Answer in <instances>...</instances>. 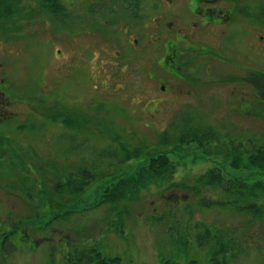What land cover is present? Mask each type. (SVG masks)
I'll return each instance as SVG.
<instances>
[{
  "label": "rangeland",
  "instance_id": "rangeland-1",
  "mask_svg": "<svg viewBox=\"0 0 264 264\" xmlns=\"http://www.w3.org/2000/svg\"><path fill=\"white\" fill-rule=\"evenodd\" d=\"M241 26L235 23L206 30L207 35L199 40L215 53L194 56V51L183 56L180 71L185 77L178 78L160 65L164 41H154L148 34L156 30L155 24L133 28L144 30L137 43L122 38L72 37L65 24H0V70L6 79L33 99L37 96L56 103L69 118L65 124L58 120L61 125L56 126L34 117L27 107H13L18 114L7 128L26 123L12 136L14 144L25 145L54 164L35 158L48 170L33 172L27 153L16 149L7 155L14 162L0 169V229L10 225L11 231L20 224L37 244L21 241V248L10 255L0 254V264H68L66 256L72 247L93 244H99L106 255L120 256L123 264H164L167 258L180 262L196 258L200 264H208L207 249L196 243L202 224L238 230L246 241L229 264H264V219L251 223L250 214L220 205L203 206L201 200L206 196L225 199L219 188L204 187L199 195L191 190L197 177L214 165L229 178L242 170L232 167L222 155L205 153L196 142L180 151L173 149L185 129L219 133L225 138L224 146H228V138L237 142L264 139V117L251 113L257 89L248 79L249 71L264 72V22H252L248 35L229 36ZM161 83L167 90H162ZM165 137L166 146L160 144ZM123 145H143L145 153L167 149L178 165L174 180L183 188L152 186L123 210L109 203L96 205L100 188L112 181L105 176L91 184L71 214L58 219L34 216L19 198L9 195L8 184L16 178L27 180L29 192L50 189V169L55 171V164L95 163L104 174H116L121 166L131 164L126 170L133 171L136 162L145 157L122 164ZM216 145L210 143L212 151L221 150ZM184 195V201L175 202L174 198ZM8 210H14L13 216ZM15 234L21 239L25 232L20 229ZM183 237L188 243L182 245ZM180 246L186 251L180 252Z\"/></svg>",
  "mask_w": 264,
  "mask_h": 264
},
{
  "label": "trees",
  "instance_id": "trees-1",
  "mask_svg": "<svg viewBox=\"0 0 264 264\" xmlns=\"http://www.w3.org/2000/svg\"><path fill=\"white\" fill-rule=\"evenodd\" d=\"M9 11L11 10L0 8L1 15H6ZM248 79L256 86L257 99L253 107H247H252V114L264 117V72L249 71ZM228 139V146H224L225 138L223 139L219 133L185 129L176 138L173 149L180 151L185 145L196 142L205 153L222 155L227 161H230L232 167L242 170V174L229 178L220 167L214 165L199 175L195 186L191 187L194 193L199 195L202 188L213 187L219 188L225 194V199L222 201L214 198L209 199L208 196L203 197L201 200L203 206L207 204L220 205L236 212L250 214L251 223L264 219V139L249 138L247 142L242 140L237 142L233 138ZM211 142H215L221 150L212 151ZM167 143L168 139L165 137L160 144L166 146ZM145 149L147 150V147L143 145L131 148L126 145L122 146L121 159L119 160L122 164L130 163L143 155L145 158L136 162L137 168L130 172H127L126 169L132 166L131 164L121 166L120 175L117 174L119 171L116 174H104L101 166L95 163H92L91 166H76L71 163H63L62 166L53 165L52 168L55 167V171L50 169L51 188H40L41 191L38 192L37 198L42 205L41 211L34 216H52V219H58L71 214L75 204L82 200L84 193L91 187V184L105 178V176L111 177L112 181L100 188L99 201L96 205L109 203L115 207L122 206L123 210L128 206V203L140 199L141 195L150 190L152 186L162 187L165 190L183 188L181 183L174 180L178 165L169 157V151L162 149L145 153ZM44 167L48 168L41 166L32 168V170L33 172L40 168L41 170H48ZM40 183L43 186V181ZM32 191L36 192L35 189ZM186 195L179 196L178 200L174 198L175 202L181 203ZM18 225L5 233V240L1 238L4 234L1 233L0 229V254L3 253L7 256L17 249L9 239L15 238L13 234L19 230ZM201 229L202 232L196 234V243L199 248L207 249L208 264H229L230 260L237 258L238 254L245 248L246 241L243 240L238 230L224 229L207 224H202ZM25 233L27 234L26 231ZM26 234H23L21 239H19L20 237L15 239L19 243L24 242L26 241L24 238ZM182 241V245L184 242L188 243V238L183 237ZM179 250L180 252L186 251L183 246H180ZM66 260L68 264H123L120 256L106 255L99 244L72 247L66 256ZM163 262L164 264H200L196 258H188L185 262L167 258Z\"/></svg>",
  "mask_w": 264,
  "mask_h": 264
},
{
  "label": "flooded vegetation",
  "instance_id": "flooded-vegetation-1",
  "mask_svg": "<svg viewBox=\"0 0 264 264\" xmlns=\"http://www.w3.org/2000/svg\"><path fill=\"white\" fill-rule=\"evenodd\" d=\"M1 7L11 11L6 15H1L0 12V24L8 26L23 22L65 24L72 37L88 35L96 40L122 38L137 43L144 30L133 28L155 24L156 30L148 34L154 41H164V54L160 65L178 78L185 77L180 71L182 68L180 59L183 56L194 51H196L194 56L215 53L213 47L199 40L207 35L205 31L210 27L216 26L222 29L238 23L242 28L234 30L229 36L241 33L248 35L252 22H264V0H258L257 3L254 0H0ZM122 28L124 31H120ZM161 88L167 90L166 84L161 83ZM40 94L41 88L38 91L39 96ZM18 105L27 107L34 117H39L42 121L54 122L56 126L61 125L58 120L65 124L69 119L65 118L64 111L62 113L56 103H47L37 96L33 99L24 91L14 88L0 70V169L9 167L14 162L7 155L16 149L27 153L29 157L27 163L32 165V168L43 166L35 160L40 157L46 158L50 164H53L54 161L46 156L34 155L27 146L18 147L14 144L12 136L18 133L21 127H26V123L22 122L16 129L7 128L18 114V111L13 109ZM17 158L22 157L17 155ZM25 161L26 154L20 164H25ZM8 185L11 186L9 192L12 193L9 195L19 198L27 211L33 212L34 215L41 211L38 192H28L25 178H16ZM8 212L9 216H13L14 210ZM18 227L19 230L26 231L20 224ZM10 228V225L3 227L2 240L6 239L5 233ZM13 236L16 238L17 234L14 233ZM24 236L34 245L37 244L28 232ZM15 238L9 240L19 249L20 243Z\"/></svg>",
  "mask_w": 264,
  "mask_h": 264
}]
</instances>
